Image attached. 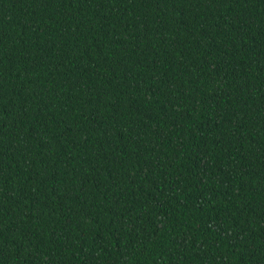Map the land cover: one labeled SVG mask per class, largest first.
Returning a JSON list of instances; mask_svg holds the SVG:
<instances>
[{"label":"trees","instance_id":"trees-1","mask_svg":"<svg viewBox=\"0 0 264 264\" xmlns=\"http://www.w3.org/2000/svg\"><path fill=\"white\" fill-rule=\"evenodd\" d=\"M0 264H264V0H0Z\"/></svg>","mask_w":264,"mask_h":264}]
</instances>
